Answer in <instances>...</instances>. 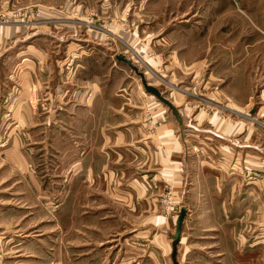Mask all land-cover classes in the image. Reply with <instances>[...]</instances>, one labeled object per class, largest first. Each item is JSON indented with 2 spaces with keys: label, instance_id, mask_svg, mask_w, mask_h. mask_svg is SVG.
I'll list each match as a JSON object with an SVG mask.
<instances>
[{
  "label": "rangeland",
  "instance_id": "rangeland-1",
  "mask_svg": "<svg viewBox=\"0 0 264 264\" xmlns=\"http://www.w3.org/2000/svg\"><path fill=\"white\" fill-rule=\"evenodd\" d=\"M60 40L65 44L63 50L58 49ZM75 41L84 45L88 51L86 59L91 62L109 57L111 64L105 70L110 75L123 74L122 93L125 83H130L147 97L143 99L146 102L142 117L148 131L153 132L150 122L155 118L149 102L165 106L144 91L140 78L125 63L116 60L115 54L130 59L149 85L163 93L179 112L184 110L183 136L196 142L189 155L219 157L216 163L211 162L217 168L221 166L239 174L240 170L252 171L248 179L253 183L261 181L264 0H0L3 66L11 64L24 42L33 45L29 52L41 53L49 63L63 62L66 47ZM92 43L108 48V54L102 50L96 52L99 54L92 53L89 50ZM65 61L62 66H56L63 68L62 74L76 67L73 60ZM114 66L118 68L115 70ZM30 93L36 99V91ZM89 97L91 91H87ZM214 122L235 129L229 134L227 128L226 136L219 133V137L214 136V131H220ZM200 124L205 126L197 129ZM244 159L251 162L248 169ZM34 167L31 164L32 170ZM5 170L0 169V182L4 181L2 176L6 178L0 184V264H94L95 261L97 264H176L180 261L181 251L177 246L173 260L172 255L173 235L183 200L182 193H175L173 186L159 188L152 181V186L159 190L156 197L159 209L156 215L155 211L142 208L140 218L137 211L135 217L132 209H127L133 205L132 198L123 201V208L110 204L108 211H102L100 206L90 205L95 199H89V204L69 199V188L63 184L59 189H49L43 199L30 197L29 202L36 201L39 208L31 203L27 208L21 204L16 171ZM45 176L47 181L49 176ZM185 215L184 210L179 238ZM72 216L75 220L71 221ZM254 230L255 237L264 241V225L257 224ZM212 236L209 232L202 237ZM193 242L198 244L191 239ZM151 253L154 256L150 258Z\"/></svg>",
  "mask_w": 264,
  "mask_h": 264
},
{
  "label": "crops",
  "instance_id": "crops-1",
  "mask_svg": "<svg viewBox=\"0 0 264 264\" xmlns=\"http://www.w3.org/2000/svg\"><path fill=\"white\" fill-rule=\"evenodd\" d=\"M24 43L11 64L0 63V169L16 171L23 207L36 205L30 197L43 199L49 189L63 184L69 188V199L87 204L95 199L90 205L102 211L110 204L123 208V201L132 198L127 209L135 217L136 211L141 217L142 208L157 215L159 190L152 186L154 181L159 188L173 186L175 193H182L186 215L175 244L181 251L176 264H264V241L254 230L257 224L264 225V175L253 183L248 179L252 171L223 170L211 163L219 157L189 155L196 142L182 137L172 115L153 101L149 102L155 115L150 122L153 132L148 131L142 117L147 97L130 83L120 91L123 74L105 70L109 57L91 62L84 45L75 41L64 55L76 67L62 74L63 68L56 66L65 60L49 63L41 53L29 52L31 43ZM57 44L65 49L61 40ZM89 48L94 54L109 51L98 43ZM81 83L87 86L82 88ZM33 89L36 99L31 98ZM179 113L186 121L184 110ZM213 124L220 130L213 132L218 137L226 136L227 128L229 134L235 129ZM201 126L205 124L196 128ZM244 161L248 169L251 162ZM31 164L37 167L32 170ZM209 232L211 239L202 237Z\"/></svg>",
  "mask_w": 264,
  "mask_h": 264
},
{
  "label": "water",
  "instance_id": "water-1",
  "mask_svg": "<svg viewBox=\"0 0 264 264\" xmlns=\"http://www.w3.org/2000/svg\"><path fill=\"white\" fill-rule=\"evenodd\" d=\"M115 59L125 63L140 78L144 91L150 94L151 96H153L156 100H158L161 104H163L170 111L171 115L174 117L175 121L178 124L181 136H183V130L185 126L183 124L179 110L173 105V103L169 101L167 98H165L163 93H161L156 87L151 86L146 82L143 73L140 72L138 68L132 64L130 59L125 58L122 54L116 55ZM183 216H184V210H181L178 220H177L176 230L174 234V243H173L174 245H173V255H172L173 259L175 255L174 253L175 244L178 242V236H179V231H180L181 222L183 220Z\"/></svg>",
  "mask_w": 264,
  "mask_h": 264
}]
</instances>
